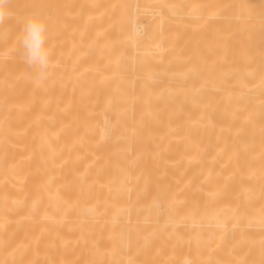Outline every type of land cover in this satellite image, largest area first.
<instances>
[{
    "label": "bare ground",
    "instance_id": "obj_1",
    "mask_svg": "<svg viewBox=\"0 0 264 264\" xmlns=\"http://www.w3.org/2000/svg\"><path fill=\"white\" fill-rule=\"evenodd\" d=\"M9 9L0 264H264V0ZM31 13L43 80L21 57Z\"/></svg>",
    "mask_w": 264,
    "mask_h": 264
},
{
    "label": "clouds",
    "instance_id": "obj_2",
    "mask_svg": "<svg viewBox=\"0 0 264 264\" xmlns=\"http://www.w3.org/2000/svg\"><path fill=\"white\" fill-rule=\"evenodd\" d=\"M10 0H0V25L10 16ZM46 17L31 13L22 18L20 49L23 61L43 80L52 66V52L47 46Z\"/></svg>",
    "mask_w": 264,
    "mask_h": 264
},
{
    "label": "rangeland",
    "instance_id": "obj_3",
    "mask_svg": "<svg viewBox=\"0 0 264 264\" xmlns=\"http://www.w3.org/2000/svg\"><path fill=\"white\" fill-rule=\"evenodd\" d=\"M189 28H190V30L192 31V24H191V25H189ZM191 49H193V48H192V47H190V48H189V50H191ZM192 52H194V50H193Z\"/></svg>",
    "mask_w": 264,
    "mask_h": 264
}]
</instances>
